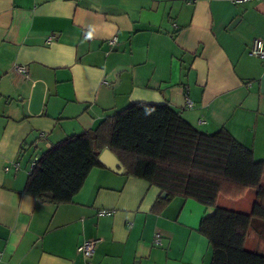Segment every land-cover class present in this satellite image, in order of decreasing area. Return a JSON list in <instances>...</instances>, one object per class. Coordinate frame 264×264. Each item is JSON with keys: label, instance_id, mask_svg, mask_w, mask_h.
Instances as JSON below:
<instances>
[{"label": "crops", "instance_id": "crops-1", "mask_svg": "<svg viewBox=\"0 0 264 264\" xmlns=\"http://www.w3.org/2000/svg\"><path fill=\"white\" fill-rule=\"evenodd\" d=\"M255 39L264 45V1L0 0V264H211L198 229L213 209L164 202L127 172L92 169L62 205L24 186L30 164L53 145L138 103L169 105L204 133L225 129L264 161ZM253 197L216 205L249 214ZM254 234L245 248L264 254ZM90 240L98 243L85 258L77 249Z\"/></svg>", "mask_w": 264, "mask_h": 264}, {"label": "trees", "instance_id": "trees-1", "mask_svg": "<svg viewBox=\"0 0 264 264\" xmlns=\"http://www.w3.org/2000/svg\"><path fill=\"white\" fill-rule=\"evenodd\" d=\"M108 149L127 175L157 187L164 202L179 197L213 212L199 233L208 241L211 264H264V254L247 250L252 230L264 239V161L225 129L208 134L186 122L169 105L131 104L94 130L65 138L36 160L24 193L54 205L68 204ZM254 192L249 214L218 207L217 200H239Z\"/></svg>", "mask_w": 264, "mask_h": 264}, {"label": "built area", "instance_id": "built-area-1", "mask_svg": "<svg viewBox=\"0 0 264 264\" xmlns=\"http://www.w3.org/2000/svg\"><path fill=\"white\" fill-rule=\"evenodd\" d=\"M259 1H264V0H234V4H244L247 2H259ZM85 38H89L87 35L85 36ZM52 38H49V40ZM108 44L110 47H113L116 44V38H112L111 40L108 41ZM249 54L253 57H256L258 59H260L262 61V64L264 66V45L263 42L259 39H255L252 42ZM15 71L19 74H22L24 77H27V70L25 67L23 66H16L15 67ZM188 107H191V103L188 101ZM36 165V161H33L30 164V170ZM14 167L17 169V164H14ZM5 171H8V168H5ZM30 172V171H29ZM108 212L107 211H101L98 213L99 216L102 215H107ZM98 243V240H90V241H86L83 244H81L77 251L79 254H81L83 257L85 258H90L93 253H94V249L96 247ZM153 243L155 246L160 245L161 243V237L159 234H156L154 236V240ZM1 255V254H0Z\"/></svg>", "mask_w": 264, "mask_h": 264}, {"label": "water", "instance_id": "water-1", "mask_svg": "<svg viewBox=\"0 0 264 264\" xmlns=\"http://www.w3.org/2000/svg\"><path fill=\"white\" fill-rule=\"evenodd\" d=\"M98 162L112 172L126 174V170L121 165L119 160L108 149H105L100 153L98 156ZM161 197L165 198L166 194L163 193Z\"/></svg>", "mask_w": 264, "mask_h": 264}, {"label": "rangeland", "instance_id": "rangeland-1", "mask_svg": "<svg viewBox=\"0 0 264 264\" xmlns=\"http://www.w3.org/2000/svg\"><path fill=\"white\" fill-rule=\"evenodd\" d=\"M221 200H223V201H224V200H227V199H226V198H224V197H222V199H221ZM252 238H255V234H254V233H253V231L251 230V231H250V239H251V240H249V241H248L250 245H252V244H253V242H254V240H253Z\"/></svg>", "mask_w": 264, "mask_h": 264}]
</instances>
